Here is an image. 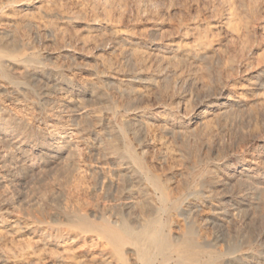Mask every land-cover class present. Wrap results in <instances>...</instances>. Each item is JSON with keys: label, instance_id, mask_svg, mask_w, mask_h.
I'll return each instance as SVG.
<instances>
[{"label": "bare ground", "instance_id": "obj_1", "mask_svg": "<svg viewBox=\"0 0 264 264\" xmlns=\"http://www.w3.org/2000/svg\"><path fill=\"white\" fill-rule=\"evenodd\" d=\"M113 1L0 0V264H264V48L233 81L257 10L175 42Z\"/></svg>", "mask_w": 264, "mask_h": 264}, {"label": "rangeland", "instance_id": "obj_2", "mask_svg": "<svg viewBox=\"0 0 264 264\" xmlns=\"http://www.w3.org/2000/svg\"><path fill=\"white\" fill-rule=\"evenodd\" d=\"M219 1L220 0H121L120 1L121 8L116 3L118 1H113L114 8L112 9V13L114 15L113 17L114 24L113 23L112 24L123 26L124 28L126 29L128 28V30L132 32L136 31L135 33L137 34L140 30H145L146 28L148 29L152 26L158 25L163 28V32L166 34L165 36L163 33V35L165 36L164 37L165 39L166 37L169 38L171 36V39L177 42V41H180V37L184 35L186 28L194 29L192 28L193 26L198 27V28L201 26L200 29H202L204 28V26L213 22L214 20L219 21L221 13L223 12V7ZM233 3H235L236 6H239V4H245L246 7L254 8L257 10L255 12L256 16H254L253 14L247 17L249 21V25L251 26V29H250L251 32L249 33V36H248L249 40L247 41L248 45L246 46V49L243 51V53H241L242 55L240 53L238 55L241 59L240 58L238 59V62H237L238 67L235 72V75L233 76V79H234L233 81L236 84H238V83H242V81L245 80L244 78L246 76L243 75V69H245V67L251 62L253 63L254 59L257 57L260 51L263 50L264 48V38H263L264 36V0H256V1L255 0H233ZM67 7L69 8L70 5ZM257 8L258 9L260 8V9L258 10ZM87 18H90V17H87ZM63 26L66 27L67 29L66 38L68 39L74 37L76 34H79L81 32L80 26L75 21L70 22L66 20L63 23ZM188 26H190V28ZM50 27L51 26L47 27L45 30H49ZM217 37L219 40L215 38L216 42L217 41L223 42L226 38L224 32L219 33ZM42 40L38 41L36 43L37 45L35 44L36 50L39 53L46 55L49 52L56 56L62 55V50H60V48L58 49V47L50 45L45 39H42ZM152 40L149 39V40H146L145 42L150 43L152 42ZM153 42H159V40L156 39V40H153ZM234 46L237 47L236 44ZM42 50H44V52ZM91 51L94 53H91ZM91 51L90 53L89 51L85 53V55L87 56L84 55V57H87V58L94 57L95 51L94 50H91ZM73 52L74 53L77 52V55H76L77 57L80 56L78 54H81L75 48H73ZM105 52L107 54L109 53L113 55V53H111L112 48L105 49ZM227 53L228 54L231 53L230 48L226 49V54ZM78 59L80 60V61L79 60L77 61L78 64H81V62L85 61L83 60L84 58L82 57ZM184 71L185 72L188 71V68H185ZM75 72L78 75H82V76L84 75L83 72L81 73L80 71H75ZM262 79L263 78L258 80L257 84H260V85L263 84ZM174 91H175V95L177 96H185V95L189 96L190 94L189 89L185 90L184 88L182 89V88L177 87L175 88ZM153 109H154L153 107H149L148 111H151ZM243 128L248 129L246 125ZM225 139L227 143L233 142L232 138L228 136H225ZM245 142L247 141L245 140L241 142V144L243 143L242 145H244ZM237 148L239 149V146L235 144L232 150H238ZM229 159H230L229 157L228 158L225 157L224 159L216 160L213 163H216V164L218 163L219 165L230 164L231 162H229ZM231 171L238 172L239 171L238 166L235 165L234 167H232Z\"/></svg>", "mask_w": 264, "mask_h": 264}]
</instances>
